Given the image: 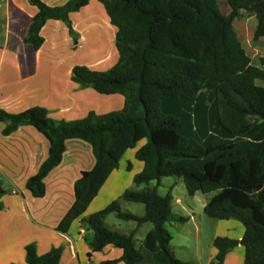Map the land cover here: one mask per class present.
Returning <instances> with one entry per match:
<instances>
[{"label": "trees", "instance_id": "obj_1", "mask_svg": "<svg viewBox=\"0 0 264 264\" xmlns=\"http://www.w3.org/2000/svg\"><path fill=\"white\" fill-rule=\"evenodd\" d=\"M97 1L116 30L118 58L106 71L76 65L71 80L101 95H121L123 107L102 115L89 112L75 121H54L42 107L15 114L0 109L4 136L31 126L49 144L46 159L25 189L42 198L44 179L61 163L66 141L78 139L90 145L94 165L75 181L74 202L56 231L66 233L80 218L92 233L90 253L111 245L122 251L124 264H136L143 257L141 246L150 251L154 264H190L176 259L171 250L166 224L172 197L157 191L162 178H180L189 196L211 195L203 208L206 217L233 219L243 227L240 240L214 239L212 264H223L237 245L244 249L243 264H264V71L251 63L233 27L245 12L255 20L253 41L264 37V0H225L228 14L221 12L217 0ZM29 2L37 12L23 42L32 51L43 44L40 30L49 20L62 22L77 45L69 16L90 0H68L55 7ZM258 62L264 66V56ZM140 141L145 143L135 158L143 168L132 178L138 189L125 190L102 210L82 217L124 153ZM5 193L0 186V210ZM121 201L142 204L144 214L121 211ZM111 213L135 227L128 233L109 228L105 218ZM145 223L152 229L138 246L136 230ZM61 255L62 247L37 255L35 245L29 244L24 259L26 264H59Z\"/></svg>", "mask_w": 264, "mask_h": 264}, {"label": "crops", "instance_id": "obj_2", "mask_svg": "<svg viewBox=\"0 0 264 264\" xmlns=\"http://www.w3.org/2000/svg\"><path fill=\"white\" fill-rule=\"evenodd\" d=\"M40 1L55 7L68 0ZM36 12L29 0H0V109L15 114L42 107L54 121H75L89 112L102 115L121 110L124 103L121 95H101L71 80V70L76 65L106 71L117 61L116 30L103 6L97 0H90L88 5L70 14L76 46L62 22L49 20L40 30L43 44L32 51L23 37ZM255 46L263 49L264 37L255 41ZM251 63L264 71V66L252 60ZM4 127L0 122V186L6 192L1 198L0 264H26L25 247L29 244L35 245L37 255L62 247L59 264H101L114 260L115 264H124L120 260L122 251L111 245L90 253L88 243L92 233L81 225L80 218L70 224L66 233L56 231L74 202L75 181L94 165L90 145L78 139L66 141L61 163L44 179V196L34 198L25 189V183L46 159L48 141L31 126H20L8 136L2 134ZM144 143L140 141L124 153L118 168L110 173L82 217L102 210L132 188L133 176L143 168L135 152ZM165 189L172 197L171 220L166 229L176 259L190 264H212L217 252L213 246L216 237L241 239L243 227L238 221L206 217L203 208L211 195L197 192L189 196L180 178L166 184ZM178 218L185 221H177ZM127 225L124 231L111 229L128 233L135 227L134 223ZM143 225L136 230V241H142L152 229L149 224L143 230ZM140 249L143 257L136 264H154L150 251L141 246ZM243 260L244 249L237 245L226 254L223 264H243Z\"/></svg>", "mask_w": 264, "mask_h": 264}, {"label": "rangeland", "instance_id": "obj_3", "mask_svg": "<svg viewBox=\"0 0 264 264\" xmlns=\"http://www.w3.org/2000/svg\"><path fill=\"white\" fill-rule=\"evenodd\" d=\"M219 9L221 10L222 13L224 14H228L229 12V8L226 4L225 0H217ZM254 25H255V20L252 16L247 15L245 12H240L239 17L234 21L233 23V27L235 30V33L239 39V41L241 42L245 52L247 53V55L250 57V59L255 63L258 64V59L260 58V56L264 55V48L263 49H257L255 46V42L252 39L253 36V29H254ZM176 178L173 177H165L162 178L161 184L159 185L157 191L160 195H165L166 194V189H165V185L172 182L173 180H175ZM155 182H151L150 186H155ZM132 190H136L138 188H136L134 185H132V188H130ZM122 205H121V211L123 212H132L135 214H144V207L142 204H137V203H129V202H124L121 201ZM129 222V223H128ZM120 221L116 218V216L114 215V213H111L108 216L107 219V226H109L110 228H115V229H119L120 231H124V229L126 228V226H128L127 224H133L131 221ZM113 223H119L121 224L120 226H115L113 225ZM143 230L144 228H146L145 226H150L149 223H145L143 225ZM120 227V228H118ZM139 238V237H138ZM136 244L138 246L141 245V241L137 240Z\"/></svg>", "mask_w": 264, "mask_h": 264}]
</instances>
